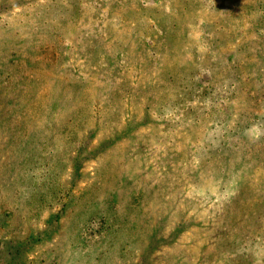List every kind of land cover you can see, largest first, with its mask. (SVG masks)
Segmentation results:
<instances>
[{"label":"rangeland","instance_id":"obj_1","mask_svg":"<svg viewBox=\"0 0 264 264\" xmlns=\"http://www.w3.org/2000/svg\"><path fill=\"white\" fill-rule=\"evenodd\" d=\"M0 264H264V0H0Z\"/></svg>","mask_w":264,"mask_h":264}]
</instances>
